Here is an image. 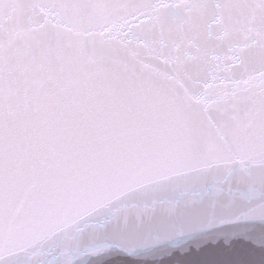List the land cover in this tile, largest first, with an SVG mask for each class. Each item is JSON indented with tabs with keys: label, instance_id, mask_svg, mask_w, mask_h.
Masks as SVG:
<instances>
[{
	"label": "snow or ice",
	"instance_id": "6c2138e0",
	"mask_svg": "<svg viewBox=\"0 0 264 264\" xmlns=\"http://www.w3.org/2000/svg\"><path fill=\"white\" fill-rule=\"evenodd\" d=\"M0 264H264V0H0Z\"/></svg>",
	"mask_w": 264,
	"mask_h": 264
}]
</instances>
